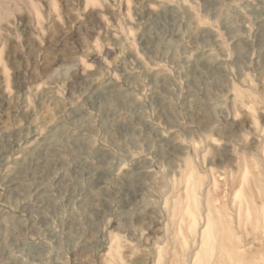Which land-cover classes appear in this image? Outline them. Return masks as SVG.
I'll use <instances>...</instances> for the list:
<instances>
[{"label": "rangeland", "instance_id": "obj_1", "mask_svg": "<svg viewBox=\"0 0 264 264\" xmlns=\"http://www.w3.org/2000/svg\"><path fill=\"white\" fill-rule=\"evenodd\" d=\"M240 263L264 264V0H0V264Z\"/></svg>", "mask_w": 264, "mask_h": 264}, {"label": "bare ground", "instance_id": "obj_2", "mask_svg": "<svg viewBox=\"0 0 264 264\" xmlns=\"http://www.w3.org/2000/svg\"><path fill=\"white\" fill-rule=\"evenodd\" d=\"M150 35V34H149ZM203 57V56H202ZM205 57V56H204ZM207 57V56H206ZM219 58V57H218ZM220 59H221V57H220ZM223 59H224V57H223ZM203 61V60H202ZM204 63V62H203ZM209 64H211V63H209ZM199 65V64H198ZM204 65V64H203ZM222 65V64H221ZM202 66V65H201ZM210 68H213V67H210ZM219 68V67H218ZM221 68V67H220ZM223 68V67H222ZM221 68V69H222ZM206 70H209V69H206ZM211 71V70H210ZM217 71V70H216ZM222 71V70H221ZM224 71V70H223ZM111 80V79H110ZM164 81V80H163ZM112 82V81H111ZM103 83V82H102ZM106 83H107V80H106ZM106 83H104V84H106ZM164 83V82H163ZM99 84V83H98ZM103 85V84H102ZM166 86V85H165ZM167 87V86H166ZM165 87V88H166ZM100 88V87H99ZM109 90H112V89H109ZM114 91V90H113ZM169 91V90H168ZM153 92H155V91H153ZM108 93H110V92H108ZM92 94V93H91ZM97 94H103L104 95V89L101 87L99 90H98V92H97ZM112 93H110V95H111ZM153 94V93H152ZM102 95V96H103ZM113 95V94H112ZM115 95V94H114ZM117 95V94H116ZM156 95L158 96V94L156 93ZM100 96V95H99ZM94 97H95V95H94ZM106 97V96H105ZM114 97V96H113ZM156 97V96H155ZM102 98V97H101ZM107 98V97H106ZM115 98V97H114ZM108 99V98H107ZM159 100H161V99H159ZM163 100H165L164 98H163ZM108 101V100H107ZM109 102V101H108ZM161 105V104H160ZM136 106V105H135ZM79 109V108H78ZM140 109V108H139ZM73 110V109H72ZM82 110V109H81ZM80 110V111H81ZM136 111H137V109H136ZM138 112H139V110H138ZM141 115V114H140ZM132 120V119H131ZM138 121V120H137ZM136 121V122H137ZM120 122V121H119ZM118 122V123H119ZM124 122V121H123ZM123 122H121V123H123ZM57 124H58V122H57ZM61 123H59V125H60ZM120 124V123H119ZM129 124H131V122H129ZM142 124V123H141ZM62 125V124H61ZM133 125V124H132ZM56 126V125H55ZM124 126V125H123ZM127 126V125H126ZM133 127V126H132ZM135 127V126H134ZM109 128V127H108ZM51 130V129H50ZM53 131V130H52ZM81 139V138H80ZM116 140V139H115ZM76 141V140H75ZM81 141V140H80ZM114 141V140H113ZM80 143V142H79ZM97 153V152H96ZM103 154V153H102ZM105 154V153H104ZM106 156V155H105ZM32 159H34V158H32ZM75 159H77V158H75ZM85 159V158H84ZM88 159V158H87ZM31 161V160H30ZM38 162V161H37ZM80 163H81V161H80ZM89 165V164H88ZM83 166V165H82ZM81 166V167H82ZM93 167V166H92ZM83 168V167H82ZM94 168V167H93ZM96 169V168H95ZM98 170V169H97ZM96 170V171H97ZM17 171V170H16ZM102 171V170H101ZM107 172V171H106ZM91 173H93V172H91ZM96 174H99V173H96ZM17 176V175H16ZM92 178V177H91ZM11 180V179H10ZM205 189V188H204ZM81 192V191H80ZM206 225V224H205ZM211 247H212V244H211ZM211 249H213V248H211ZM215 249V248H214ZM212 252V251H211ZM213 252H214V250H213ZM211 257V256H210ZM212 258V257H211ZM213 259V258H212ZM211 260V259H210ZM208 261V260H207ZM241 264V263H240Z\"/></svg>", "mask_w": 264, "mask_h": 264}]
</instances>
